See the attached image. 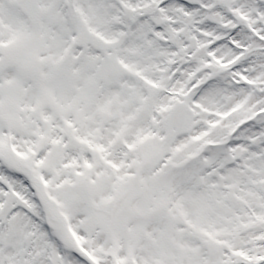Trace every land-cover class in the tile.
Instances as JSON below:
<instances>
[{"label": "snow or ice", "instance_id": "obj_1", "mask_svg": "<svg viewBox=\"0 0 264 264\" xmlns=\"http://www.w3.org/2000/svg\"><path fill=\"white\" fill-rule=\"evenodd\" d=\"M0 264H264V0H0Z\"/></svg>", "mask_w": 264, "mask_h": 264}]
</instances>
